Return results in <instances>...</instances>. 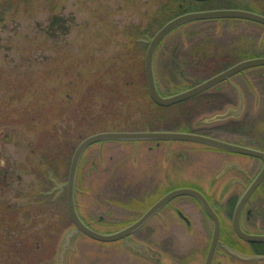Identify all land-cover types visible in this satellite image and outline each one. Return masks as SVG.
<instances>
[{
  "label": "rangeland",
  "instance_id": "374dc122",
  "mask_svg": "<svg viewBox=\"0 0 264 264\" xmlns=\"http://www.w3.org/2000/svg\"><path fill=\"white\" fill-rule=\"evenodd\" d=\"M180 3L185 6L183 0H32L27 12L4 15L0 21V264H24L23 253L18 256L10 250L23 249L41 230L56 233L53 255L45 264H61L64 237L73 227L65 188L58 186L67 181L72 149L90 134L197 127L207 132L202 128L212 126L220 127L212 132L215 136L264 149V68L235 75L230 84L222 82L185 106L159 109L150 101L144 74L148 41L168 19L179 15ZM215 3L264 14V0ZM239 53L237 60L264 57L263 26L232 19L181 25L156 48L158 88L167 96L197 85L237 62L234 57ZM222 89L230 92L232 103L238 101L237 95L241 97V104L234 108L214 95ZM243 106L247 109L242 115ZM43 111L51 119L47 130L56 134V141L48 145L40 143L33 129L38 127L40 132V123L24 121ZM133 143H97L82 156L76 207L96 232L114 231L119 224L136 220L177 180L206 181L208 186L200 185L216 203L232 193H243L240 186L229 183L239 175L227 167L230 162L245 166L246 156L177 143L166 156V144L161 143L152 169L147 150L152 143L138 142L141 151L135 157ZM180 147L188 154L186 160L174 154ZM224 189L228 192L221 195ZM260 193L252 197L264 199V192ZM24 208L30 209L28 221ZM197 210L196 206L182 208L191 220L190 229L167 210L163 227L158 219L148 222L147 226L171 235L164 243H168L167 256L161 255L157 262L141 258L144 255L138 251L152 249L158 255L152 248L156 235L153 242L136 241L127 248L120 242L101 243L77 234L63 253V264H200L208 239L203 238L200 222L207 228L210 223ZM259 212L264 232V206H259ZM146 229L136 235H145ZM226 264L252 263L229 259Z\"/></svg>",
  "mask_w": 264,
  "mask_h": 264
},
{
  "label": "water",
  "instance_id": "95a60500",
  "mask_svg": "<svg viewBox=\"0 0 264 264\" xmlns=\"http://www.w3.org/2000/svg\"><path fill=\"white\" fill-rule=\"evenodd\" d=\"M197 2H204L209 0H193ZM216 19H239V20H247L251 21L260 25L264 26V16L259 14H255L249 11L243 10H231V9H223V10H210V11H201V12H190L181 14L167 23H165L151 38L148 42V46L145 52L144 57V74L146 79L147 90L150 99L158 106L161 107H168L179 103L185 99L193 97L207 89L211 88L212 86L228 79L232 75L248 69L252 67L264 66V58H257L252 60H246L240 62L227 70L215 75L214 77L206 80L205 82L187 90L182 93H178L172 96L163 97L160 95L155 74H154V53L158 46V44L166 37L171 31L180 27L181 25L195 22V21H202V20H216ZM231 113V112H230ZM222 118V117H221ZM224 119L227 116L223 117ZM110 140H123V141H182V142H194L200 143L208 146H212L215 148L252 156L260 158L263 162V167L254 181L250 184V186L245 190L244 194L239 200V203L235 209L234 215V226L237 235L247 241L249 243H264V235H247L244 234L239 226H238V216L239 210L241 205L248 199L257 185L262 181L264 178V153L255 149L247 148L238 146L235 144L223 142L217 139L208 138L201 135H194L189 133H181V132H101L90 135L84 138L75 148L74 153L71 158L70 166H69V173L67 182L62 185L58 186L60 189L62 187L66 188V202H67V210L69 218L74 225V229L68 231L64 237L63 247H62V254L60 255L61 264L64 263V252L69 247V243L74 236L79 233L84 234L85 236L99 242H114L121 239H125V237L129 236L133 232H135L138 228L143 226L159 209L163 207L164 204L172 200L177 196L188 195L195 198L200 205L202 206L203 210L207 213V215L213 221V237L211 241V245L208 251L207 259L205 264H212L213 257L216 251L217 243H218V220L214 212L211 210L208 202L206 199L201 195L199 192L192 190V189H179L174 190L166 195H164L160 200H158L153 206H151L137 221H135L130 226L119 230L117 232L102 234L96 232L89 228L87 225L83 223L80 219L76 208H75V201H74V188L76 182V174L77 168L81 159V156L84 150L98 142L103 141H110ZM131 247H134L131 245ZM229 253L234 255L235 257L244 260V261H256L259 260L264 261V256H245L241 255L235 251L229 250Z\"/></svg>",
  "mask_w": 264,
  "mask_h": 264
},
{
  "label": "flooded vegetation",
  "instance_id": "af4514ba",
  "mask_svg": "<svg viewBox=\"0 0 264 264\" xmlns=\"http://www.w3.org/2000/svg\"><path fill=\"white\" fill-rule=\"evenodd\" d=\"M224 1L225 2H230V1H233V0H224ZM228 5H230V4H228ZM221 6H222V4H217V3H213L212 4V7L216 8V9H219ZM221 9H234V8L222 7ZM256 13L264 15L263 13H261V11H256ZM239 55H240V53L236 57H234V58H236V59H234V61L237 60ZM240 61H242V60H238L237 62H234L233 64L239 63ZM232 65H230V66H232ZM230 66H227L224 69L222 68L220 71H217V73H215L212 76H215V75L227 70L228 68H230ZM243 72L244 71H241L240 73H237L235 75L243 74ZM181 75H184V73H182ZM232 77H230V78H232ZM230 78L228 80H230ZM261 78H264V77H261ZM223 82H225V81H223ZM230 83H231V81H228V84H230ZM262 88H263V98H264V86ZM229 93L230 92L225 91V90L222 89V90L215 91L214 95L220 96L225 102H227L228 104L232 105L231 107H234V108H235V106L238 107V105L241 104V101H242L241 97L239 98V96L237 95L238 101L232 103L230 101L229 96H228ZM214 95H212V96L214 97ZM243 95H246V94L242 93V96ZM198 96L199 95H197V96H195V97H193L191 99L185 100L182 103H180V105L181 106H185V105L188 104V102H190L192 100H195L196 97H198ZM244 98H245V96H244ZM244 103H245V101H244ZM246 109H247V107H245V106L242 107V111H241L242 115L244 113V110H246ZM199 128L200 127L193 128V130H190V131H186V129L180 128V129H177V130H174V131L185 132V133H191V134H195V135H202V136L222 139V140H224L226 142H230V143H233V144H236V145H239V146L255 148L257 150H260V151L264 152V149L258 148V147H256L253 144L249 145V144H246V143H237V142L229 141L227 139H223V138H220L218 136H215L212 132H215V131L219 130L220 127H218L217 129H216V127L212 128V126H210L208 128H202V129H209V131H211V132H209V131L201 132V131H199ZM194 129L198 130V131H195ZM104 142H106V141H104ZM123 142H127V143L136 142L137 143V144L133 143L134 146H133L132 153H133L134 157L139 153V151H141V148H139V146H138V142H147V143L150 142V143H152V145H149L147 147V150L149 152V164L151 163L152 169H155L153 166L157 164V161L156 162L154 161L156 158L153 159L154 152H155V150H158L160 148V144L161 143L166 144V146H165V153L167 154L166 156L170 155V151L171 150L175 149L174 147H172V145L176 144V143L180 144L182 146H184V144H193V145H197V146H202V147H205V148H208V149L221 151L222 153H226V154L232 155V156L241 155V154H238V153L228 152V151H224V150H221V149L213 148V147H210V146H206V145L198 144V143H194V142H179V141H172V142L171 141H160V142L159 141H156V142L155 141H129V142L128 141H123ZM101 143H103V142H101ZM182 148H184V147L178 148L180 150H178L176 148L177 151L174 154H177L183 160H186V158L188 157V154ZM241 156H244V155H241ZM246 158H247V162L245 163V166H241L243 163L239 166L236 162H230V164H229V165H231L230 170H234L239 175V177L233 178V180H231V182H229V183L232 184V185L240 186L241 190L243 192L252 183V181L258 175V173L260 172V170H261V168L263 166V162L261 160H259V159L251 158V157H248V156H246ZM163 162H164V160H163ZM258 163H259V165H258ZM196 180H197L196 178H194V180L192 182L191 181L187 182V181L183 180L184 181L183 183L182 182H178L180 180H177L176 181L177 184L174 183L172 187L166 189L165 191H162L161 192L162 194L160 193L161 196L158 197V199H156L153 203L149 204L148 205L149 207L146 209V211L151 206H153L158 200H160L164 195H166L167 193H169L171 191L179 190V189H192V190H195V191L199 192L200 194H202L205 197V199L209 203V206L211 207V209L213 210V212L215 213V215H216V217L218 219V243H217V247H216V251H215L214 257H213L212 264H226L227 261H229V259L230 260L232 259V260L241 261V260L237 259L236 257H234L233 255H231L229 253V250L235 251V252H237L239 254H242V255H245V256H264V244L263 243H249L247 241H244L243 239H241L237 235V233L235 231V226H234L235 209H236V206L238 205L239 199H240V197H241V195L243 193L240 194V196L238 194L232 193V194L229 195V197L226 198V200L224 202L222 201L221 203H216V202H214L215 198L210 196V194H207V192L201 186V185L206 186L207 185L206 181L203 184H201L199 182H196ZM263 182H264V179L255 188V190L253 191L251 196L247 199V201L244 202L241 205V208L239 210L238 226H239L240 230L244 234H247V235L264 234V232H261V230H260L261 221H259V216H260L259 206H264V203L261 201V200H264V199L260 197L259 199L255 200L256 198H258V197H256L257 195L254 198L252 197V195L256 191H259V193L260 192L261 193L264 192V183ZM228 186H229V184H228ZM166 188H167V186H166ZM209 189H210V187H209ZM225 190H228V189H224V191H222L221 195L222 194H227L228 191H225ZM212 194L214 195L215 193L212 192ZM182 197L190 199V202L182 200ZM251 197L253 199H251ZM234 200H235V202H234ZM169 206H175V207H174V209H170ZM184 206H196L197 209H198L197 211L200 213V215L203 216V217H206L208 222L210 223V226H208V228H207V224L205 222H203V220L200 222V227H201L200 230L203 232V235H204L203 238L204 239L208 238L207 239V244L205 245L206 247L204 248V251L201 253L202 261H201L200 264H205L206 259H207V255H208V251H209V247L211 245V241H212V237H213V221L205 213V211L203 210V208L200 205V203L196 199H194L193 197H190V196H178V197L173 198L172 200H170L169 202L164 204L163 207L161 209H159L143 226L138 228L135 232H133L129 236L125 237V239H121V240L115 241L113 243L120 242L125 247H127V246L129 247L128 244L136 243V241H138L140 243H142L143 241L147 242V243L148 242H153L152 239L156 235V236H158V238L156 239L157 242L155 243L154 247L152 246V248H156L157 249L158 255L154 254L153 252H151V251H153L152 249H149V253H148V250H146L145 248L142 249L144 251V253L141 250H138V251L141 254L144 255V257L143 256L141 257L143 259H148V261H150V259L152 258L153 262L159 261L161 255L164 254V255L167 256V250H168L167 244L168 243L167 244H164V243L171 239V235L170 236L165 235L164 234L165 232L163 231V229L157 228L155 226H147L148 222L151 221L152 219H158L160 221L161 227H163L164 226L163 222L165 220H168V216H166V213H165L166 210H167V211H171L172 213H176L178 218H180L184 222L186 228L190 229L191 228V220L186 215H184L183 212H182V208ZM230 206H234V208L232 209V208H230ZM140 217H138L136 220L132 221L129 224H119L118 228L116 230H114V231H104V233H110V232H115V231L117 232L119 230H122V229L130 226L131 224H133ZM257 218H258V220H257ZM87 224L89 226H91L89 223H87ZM145 226L147 227L145 235L137 236L136 234L140 230L144 229ZM176 233L179 234V232H176ZM173 234L175 236V232H173ZM182 237H184V236H182ZM131 248H133V247H131ZM136 248L138 249V247H136ZM153 262H152V264H153ZM241 262H244V261H241ZM261 263H263V262L252 263V264H261ZM172 264H181V263H172Z\"/></svg>",
  "mask_w": 264,
  "mask_h": 264
},
{
  "label": "trees",
  "instance_id": "16d2710c",
  "mask_svg": "<svg viewBox=\"0 0 264 264\" xmlns=\"http://www.w3.org/2000/svg\"><path fill=\"white\" fill-rule=\"evenodd\" d=\"M185 2V6L180 3V5L177 7L179 14L187 11L192 10H198L201 9L199 7H204L208 4L205 3H197L193 2L191 0H183ZM32 0H0V21L3 19L4 15H6L10 11H14L16 14L20 12H27L32 8ZM171 19V18H170ZM169 20V19H168ZM167 20V21H168ZM52 113V112H51ZM49 114L45 111L41 113H32V118H25L24 121H26L29 125L31 123H40L41 129L39 132L38 127H35V129L39 133V141L42 144L48 145L47 143H50L51 141H56V134L53 130L52 132H49L47 130V124L51 119L48 117ZM34 123V125H35ZM66 146V145H65ZM74 149V148H73ZM8 208V207H6ZM12 211V210H10ZM17 211V210H16ZM23 217H25L26 221H28V216L30 209H23ZM29 211V212H28ZM4 212H8L6 209H4ZM9 213V212H8ZM15 220V219H13ZM13 227H18L19 223H11ZM10 225V226H11ZM9 227L13 230V227ZM49 230H41L39 233L36 234L35 238L36 240L33 241V238L28 242V244L23 247V249H11L10 251L14 253L15 255L22 252L23 253V262L24 264H45L53 255V245H55L56 236H54L56 233L54 232L53 235H49ZM52 233V230H50ZM27 235H29L27 233ZM30 236V235H29ZM43 240V241H41ZM52 241V242H51ZM10 247L11 243H10ZM13 248V247H12ZM17 251V252H16Z\"/></svg>",
  "mask_w": 264,
  "mask_h": 264
}]
</instances>
